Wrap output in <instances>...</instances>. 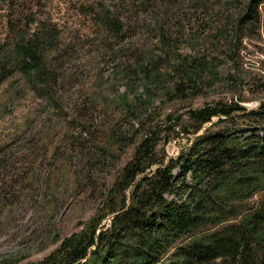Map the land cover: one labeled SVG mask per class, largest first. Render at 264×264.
Returning a JSON list of instances; mask_svg holds the SVG:
<instances>
[{
    "label": "rangeland",
    "instance_id": "374dc122",
    "mask_svg": "<svg viewBox=\"0 0 264 264\" xmlns=\"http://www.w3.org/2000/svg\"><path fill=\"white\" fill-rule=\"evenodd\" d=\"M248 2L0 0V264H43L97 215L139 121L161 128L163 160L192 138L167 130L178 117L237 94L233 72L247 108L264 100V3L232 31ZM195 54L211 60L203 94L172 101L171 66Z\"/></svg>",
    "mask_w": 264,
    "mask_h": 264
},
{
    "label": "trees",
    "instance_id": "16d2710c",
    "mask_svg": "<svg viewBox=\"0 0 264 264\" xmlns=\"http://www.w3.org/2000/svg\"><path fill=\"white\" fill-rule=\"evenodd\" d=\"M263 3L249 0L232 30L235 39L239 26L258 21ZM19 34L24 42L25 31ZM209 61L195 54L173 62L172 101L202 96ZM233 73L236 95L187 109L167 129L192 136L177 156L159 159L161 128L137 123L133 155L102 209L43 264H264V100L247 108L245 81ZM128 111L135 114L133 104ZM256 187L263 193L254 203Z\"/></svg>",
    "mask_w": 264,
    "mask_h": 264
}]
</instances>
